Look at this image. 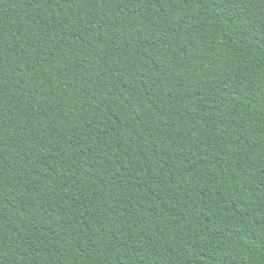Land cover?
Returning <instances> with one entry per match:
<instances>
[{
	"label": "trees",
	"instance_id": "obj_1",
	"mask_svg": "<svg viewBox=\"0 0 264 264\" xmlns=\"http://www.w3.org/2000/svg\"><path fill=\"white\" fill-rule=\"evenodd\" d=\"M0 264H264V0H0Z\"/></svg>",
	"mask_w": 264,
	"mask_h": 264
}]
</instances>
